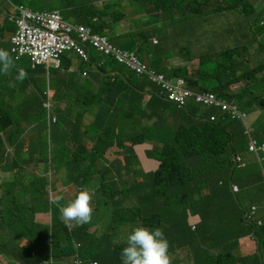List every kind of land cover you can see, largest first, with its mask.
I'll list each match as a JSON object with an SVG mask.
<instances>
[{
  "label": "trees",
  "instance_id": "16d2710c",
  "mask_svg": "<svg viewBox=\"0 0 264 264\" xmlns=\"http://www.w3.org/2000/svg\"><path fill=\"white\" fill-rule=\"evenodd\" d=\"M28 1L34 10L53 2ZM181 1L157 0L155 4L166 11L165 7L176 8ZM234 2L247 14L254 10L248 0ZM199 7L201 3L194 0L187 3L186 9L191 8L193 15ZM54 9L57 8L50 10ZM67 10H61L64 18L80 13L78 17H85L95 32L103 30L100 11ZM162 18L182 42L183 34L177 28L187 32L184 25L188 13L179 8L166 12ZM14 29L7 16L0 27V48L9 49L8 44H1V39ZM133 39L138 42L137 35ZM141 42L136 55L167 77H182L192 90L212 91L246 111L264 109L261 93L251 91L255 84L264 83V74L257 77L259 72L264 73V62L249 72L251 80L243 81L242 88H233L232 84L245 77L227 70V57H232L235 50L222 54L211 72L213 62L207 55L188 57L190 37L181 48L174 49L190 61L188 67L180 66L177 60L174 66L168 59L170 53L160 45L155 47L150 39ZM72 54L63 55L64 69L70 66ZM97 60L105 64L99 66ZM92 63L98 68L92 69L98 89L95 80L88 76ZM92 63L79 68L77 80L63 83L62 99L74 98L77 93L75 102L82 103L63 109L52 106L54 113L45 107L47 101H52L38 99L37 94L27 98L28 104L23 106L13 108L2 102L15 95L6 92L13 69L8 74L0 71V251L9 256L6 264H74L76 257L84 259L85 264H122L120 253L127 246L131 231L140 225L162 228L170 243V264L180 263L185 248L193 264H264L260 256L264 252V224L257 227L246 219V208L232 190L237 169L234 156L248 141L244 132L238 135L234 129L241 124L223 114L211 122L210 115H217L218 110L200 111L189 100L185 107L178 108L145 78L98 53ZM112 71L117 73L110 75ZM51 74L59 75V70H52ZM210 77L214 78L213 83L209 82ZM35 91L40 95L39 89ZM41 93L46 96L45 90ZM53 99L58 100L56 95ZM82 106L96 110L90 125L83 123ZM25 133L28 135L24 138ZM89 142L91 148L87 146ZM143 143L153 145V156L159 165L155 172L142 175L141 182L138 177L133 181L132 147ZM113 147L124 151V165L117 159L111 164L107 161L106 155ZM7 148L12 153H7ZM30 165H43L45 172L65 171L64 183L74 193L71 200L81 189L93 192L91 221L66 225L60 218V209L71 200H64L61 195L59 201L52 198V181L29 170ZM6 172L13 175L6 176ZM39 212L50 214L49 223L37 220ZM94 226L99 229L92 231ZM250 233L257 239L259 250L239 255L240 238Z\"/></svg>",
  "mask_w": 264,
  "mask_h": 264
},
{
  "label": "crops",
  "instance_id": "0c3cea01",
  "mask_svg": "<svg viewBox=\"0 0 264 264\" xmlns=\"http://www.w3.org/2000/svg\"><path fill=\"white\" fill-rule=\"evenodd\" d=\"M249 1L256 9V11L249 17L250 22L253 23L256 18L264 20V0ZM3 4L4 2L2 1L1 6H3ZM90 5L105 12L103 32L106 33L116 45L130 51H135L138 46L142 45V39L144 41L146 38L150 39L149 37L141 35V31L138 28L136 21L141 18H146L144 26L153 27L157 25L158 22L156 20H151L148 17L159 16L161 14L165 15L155 9L152 0H90ZM258 9H261V12H258ZM223 13L224 12L206 13L197 18L194 17L186 19L184 27H186L187 32L186 30L180 29V32L183 34L182 42L183 44H186V41L190 37L189 47L194 57L209 55L212 56L215 61H218L217 57L220 52L230 50L234 47H240L238 48L239 53L237 54L239 59L236 60L235 57H232L229 67L231 71L236 70L246 72L249 69H252L259 59H264V51L260 53L257 49V44L262 41L264 42V31L263 35L257 34V37L253 33L249 32V29L244 32H240L239 22L245 23L249 20L238 11H235V19L229 15L224 18ZM166 19L173 24V21H171L167 16ZM177 21H180V19L178 18ZM212 26L217 27V29L211 30ZM134 35H137V43L133 39ZM152 42L154 45L160 44V41L155 39ZM142 48L144 50V46H142L141 49ZM144 51H146V49ZM184 61H186L185 58ZM70 62V66H67L66 69L59 70V75L51 74V70L57 69L48 70L43 66L33 68L27 64L25 59L15 61L13 67L14 69L23 68L27 72V78L22 81L25 83L24 85L27 84L28 80L30 81V79H33L34 86L32 95L37 94L38 99L44 98L42 100H51L52 102L50 103L54 108L60 107L63 109L67 106L65 100L62 99L63 83L65 80H77L80 74L79 68L83 63L82 60L74 54L71 55ZM237 62H240V66H238ZM189 65L190 63L188 65H184L183 67H188ZM12 68L8 71V73L11 72ZM92 69L97 71L98 68L96 66H92L88 75L91 80L96 81L97 77L93 73ZM255 85L258 86L251 91L257 92L256 94L260 91L261 93H264V83H257ZM236 86H240V88H242L244 83L240 82L232 85L233 88ZM36 88L37 90H40V95L37 91H35ZM42 90H45L46 96H41ZM54 95L57 96V101L53 99ZM77 96L79 97V95L75 93L74 98ZM81 103V101H77L74 104L79 105ZM249 120L254 129L255 138L258 140L264 139V109L255 108L250 112ZM93 121L94 116L92 112L86 113L83 118L84 125H88ZM87 146L88 148H91L92 143L89 142ZM113 151L115 155L114 158H112ZM117 152H120V150L115 147V150L112 148L107 153L106 158L109 164H111L116 158L123 161V153L117 156ZM133 154L135 160V164L132 168L133 181H135L134 177H139L137 178V181H140L141 175L157 170L158 163L153 160V146L150 143L136 145L133 147ZM240 154L246 162V167L238 168L236 170V176L234 178V184L239 186V191L237 193L240 202L244 208H250L252 205H257L259 208V214L264 221V154L261 162H259L257 157L250 153L247 149L240 152ZM33 167L34 166H29V170H32ZM34 168L35 169L32 170L34 172L41 168L45 170L43 166H36ZM7 173H10L8 176L13 175L11 172ZM46 173L48 174H44V176L48 177L53 184L51 197L55 199L58 195H61L64 200H71L74 193L71 191L70 186L64 183V181L61 182L59 180V173L54 171ZM36 217L38 221L44 224H47L50 221V214L46 212H39L36 214ZM256 250L257 242L251 235L244 236L240 239L241 255L253 254Z\"/></svg>",
  "mask_w": 264,
  "mask_h": 264
},
{
  "label": "clouds",
  "instance_id": "9594fccd",
  "mask_svg": "<svg viewBox=\"0 0 264 264\" xmlns=\"http://www.w3.org/2000/svg\"><path fill=\"white\" fill-rule=\"evenodd\" d=\"M2 1L5 3L6 0H0V15L4 14L6 16H9L10 22L13 23L14 27H15L13 32H6L4 37L1 39L2 45H5V47H6L8 44V46H9L8 50L0 48V65H1L0 71H2L3 73L7 74L8 71L14 66V62L18 61V60H22V59L28 60L30 62V66L33 68L43 66V67L47 68L48 70H51V69L61 70V69H64L63 55H65L69 52H71L74 55H76L77 57H79L82 60L83 64L92 63V60L94 57L93 54L95 55L96 53H98L103 58H107V59H110L112 61H115L121 68L124 66L128 71L135 74L136 76L145 78L147 80V82L153 84L154 86H156L159 89V92H160L159 94L166 101L170 102L172 105L177 106L178 108L185 107L188 100H189V102H192V104L194 106H196L198 108V110H200V111H210L212 109H217L219 113L217 115L212 114L209 117V120L211 122L218 121L219 116H221V114H223L224 117L225 116L230 117L232 121H238L241 124V126L240 127H237V126L234 127L236 133L238 135H241V133L244 132V134L246 135L247 140H248L245 145L244 144L241 145L240 152L247 149L250 153L254 154L257 157L259 162H261L263 160L262 156L264 154V139L258 140L255 138L254 129H253L252 125L250 124V120H249L250 112L253 111L255 108H258V107H254L250 111H246V110L241 109L240 106L235 102H228L224 99L219 98L218 95L212 91H195V90H192L191 88L186 86V80L182 77H179V78L178 77H176V78L175 77H173V78L167 77L166 74L161 73V72L157 71L156 69L148 66L144 61H142L136 55L135 51L125 50V49L121 48L120 46L116 45L111 40V38L106 33L103 32L104 26H103V30L101 32H95L92 27L87 25L88 22H87V19L85 17H83V16L78 17V15H80V13L75 15V17L78 19V22H69L68 23V22H66L64 15H63V12H61L60 9L34 10L33 8H29L26 5L22 4L18 8H16L15 12H12V11H9L4 6V4H3V6H1ZM7 1L12 3V0H7ZM156 1L157 0H152V3L155 6V9L159 10L160 13L165 14L166 12H168L170 10V8L168 9L167 7H165L167 9L166 11L161 10L158 6H156V4H155ZM183 1H186V6H187V3L193 2L194 0H182L181 2H183ZM219 1H220V4L214 5L213 0H206V1L205 0H198V2L201 3V7L195 8L194 9L195 12L193 15L191 14V8L186 9V12L189 15V19L194 18V17L197 18V17L202 16L206 13H214V12L215 13L224 12L223 13L224 18L228 17V15H229L235 19V17H236L235 11H238L240 14H242L244 17H246L249 20L250 15L256 11L253 4L249 0H248L249 3L252 5V7L254 9L249 14H247L246 12L243 11L241 5H236L234 0H219ZM22 8H24L25 10H27L31 13H34V14L48 15V14L57 12L61 16V18H62L63 22L66 24V26L70 28V32H68L67 35L70 38L71 42L74 43V46L67 48V49H64L60 53V64H59V66H57L56 63L53 61L37 64V63H34L32 61L30 55L26 54V55L20 56L19 54L14 53L12 51V49H13V38L15 37V35L17 34V32L19 30L18 21L22 17V14H21ZM90 8H94L96 11H100L103 14V21H104L105 12L102 10H98L97 8H95L92 5H89L88 7H85V8H81L79 10L72 9V11L80 12V10L90 9ZM1 9H3L4 11H1ZM91 14H92V12L89 11V15H91ZM161 15L163 16V14H161ZM97 20H98L97 18L94 19V21H97ZM2 24H3V22L0 23V27L2 26ZM248 25H249V28H248ZM81 28L85 29L88 32V34H89L88 39L84 40L82 38L81 32L79 31ZM247 29H249V32L253 33L256 37H257V34L263 35L264 20L261 18H256L253 23L250 22V20L246 21L245 23L239 22V31L240 32H244ZM7 35L9 36V39H8ZM96 41L98 42V44H96ZM238 48H240V47H234V48H231L230 50H224V51L220 52L219 56L217 57L218 61H220L222 59V57H223V56H221L222 54H224L225 52H228V51H233V50H235V53L233 54L232 57H235L236 60H238L239 59V57L237 56V54L239 53ZM257 49H258V52H260V53H262L264 51V45L262 44V42L257 44ZM79 50H82L84 52V55L80 54ZM122 53L134 54L137 57V59L139 61H141L143 64H145L149 69H152L155 72L164 75L167 79H183L185 81L186 89L189 92H191L192 95L188 96L186 98V102L182 106H179L176 103L170 101L169 100V94L166 91H164V89L162 88L161 85H158L155 82H152L145 75H142V76L137 75L136 72L132 71L125 63L119 61V56ZM207 56L213 62V64L216 65L218 63V61H215L212 56H209V55H207ZM232 57H227V58H229L227 67H229V64L232 61L231 60ZM187 61H188V59H187ZM188 62H190V61H188ZM263 62H264V59H262V58L259 59V61L256 62V65L252 69H249L246 72L234 70L237 74L236 76H241V74L245 75L244 80H242L240 82L250 81L251 79H249V78H251L250 76H252V74H249V72L252 71L256 66H258L260 63H263ZM104 64H105V62L103 60L99 62V66L104 65ZM237 64H238V66H240V62H237ZM91 66H96V65H94L92 63ZM227 70L230 72H233V71H231L230 68H228ZM114 73H117V72L112 71V72H110V75H112ZM263 74H264L263 72H259L257 77L260 79L263 76ZM26 78H27V72L23 68L19 69L18 75L16 76V81L22 82ZM228 80H230V79L228 78L225 81H228ZM240 82H237V83H240ZM94 83L96 84L97 89H98V83L96 81H94ZM259 83L263 84V82H259ZM93 90H95V89H93ZM259 93H261V91ZM206 94L214 95L216 98V101L226 104L228 106V109H223L222 105H217L215 103L214 104H204L202 102L197 101L198 96H203ZM261 96H262V100H264V93H261ZM19 106H21V105H19ZM11 107L14 108V107H18V106H11ZM45 107H47V109L50 112H53V110H54L52 107V104L49 101L46 102ZM234 110L237 112V114L234 113ZM82 111H83L84 116L86 113H88V111L92 112V114L94 116V120H95L96 110L92 111L88 108V111H84L83 109H82ZM212 118H214V119H212ZM53 120L54 121L57 120L56 115L53 116ZM90 124H88V125H90ZM27 135L28 134L25 133L23 137L25 138V137H27ZM143 144H145V143H143ZM138 145H141V144H138ZM135 146H133V147H135ZM132 151H133V149H132ZM240 152H238L234 156V160H233L234 165L237 167V169L246 167V162L242 158ZM7 153H12L9 148H7ZM121 153H123V161H121V160H119V161L124 165L125 164L124 151L120 150V152H117V156L120 155ZM133 157H134V154H133ZM116 159L118 160V158H116ZM30 166H34V165H30ZM41 166H43V165H41ZM155 171H153V172H155ZM148 173H150V172H148ZM148 173H145V174H148ZM142 179L143 178L141 175V180ZM141 180H140V182H141ZM232 190L236 193L239 191V186L234 184V182L232 184ZM92 193H90L87 188L81 189L77 193L76 197L73 200L68 202L66 206L61 207V209H60L61 217L60 218L66 225L71 226L72 222H75L77 225H83V224L89 223L91 221L92 212H93V208L91 207V203H90L92 198H93ZM61 199H62V197H60V196L56 197L57 201H59ZM245 217L251 223L256 224L257 227L262 226L264 224V221L259 214V208L257 205H252V206H250V208H246ZM96 229H99V227L98 226L92 227V231H95ZM250 235L257 242V250L254 252V253H256L259 250V243H258L257 239L254 237L253 233H250L247 236H250ZM24 243H26V240H24L23 244ZM169 247H170V243H169L168 239L166 238L161 227L149 228V227H145L143 225H140V226L135 227L131 231L130 235L128 236L127 246L124 247L120 253L121 261H122V264H170V257H169V253H168ZM184 251L186 252L187 249L185 248ZM238 254L241 255L240 254V246L238 249ZM244 255H251V254H244ZM260 256L264 262V252L260 253ZM1 257L6 258L5 263H2ZM187 257L190 260V264H193V260H192L191 256L187 255ZM9 260H10L9 256L0 251V264H6ZM46 263H48V262H46ZM73 263L74 264H85L86 261L84 259H82L81 257H76L75 260L73 261ZM179 264H184L182 257L180 259ZM248 264H257V263L248 262Z\"/></svg>",
  "mask_w": 264,
  "mask_h": 264
},
{
  "label": "built area",
  "instance_id": "2783aa9c",
  "mask_svg": "<svg viewBox=\"0 0 264 264\" xmlns=\"http://www.w3.org/2000/svg\"><path fill=\"white\" fill-rule=\"evenodd\" d=\"M21 14L22 17L18 21L19 30L13 38L12 51L20 56L30 55L32 61L37 64L53 61L59 66L60 53L64 49L74 46L67 35L70 28L66 26L57 12L48 15L34 14L22 8ZM79 31L84 40L89 38L85 29L81 28ZM96 44H98L97 41ZM79 52L84 55L82 50ZM119 61L125 63L137 75H145L152 82L161 85L164 91L169 94V100L179 106L184 105L186 98L192 95L186 89L183 79H167L164 75L149 69L134 54L122 53L119 56ZM197 101L204 104L215 103L222 105L223 109H228L226 104L217 102L212 94L198 96ZM234 113L237 114L235 110Z\"/></svg>",
  "mask_w": 264,
  "mask_h": 264
},
{
  "label": "rangeland",
  "instance_id": "374dc122",
  "mask_svg": "<svg viewBox=\"0 0 264 264\" xmlns=\"http://www.w3.org/2000/svg\"><path fill=\"white\" fill-rule=\"evenodd\" d=\"M52 4L48 5V6H43L40 7V10H50L53 8H57L60 10H65L66 8L68 9L67 12L69 10L72 9H81V8H85L88 7L90 5V0H52ZM214 5H218L220 4L219 0H213ZM26 5L29 8L31 7V4L29 3L28 0H24V1H20V0H12V3H10L9 1H5L4 6L12 12H15L16 8H18L20 5ZM179 8H183L186 11V1L180 2L178 7H173L172 10L174 9H179ZM66 12V13H67ZM258 12H261V9H258ZM7 16L4 14L0 15V23H2L4 21V19ZM148 18H150L151 20H156L158 23L157 25L153 26V27H146L144 26V21L146 20V18H141L139 20L136 21L138 28L140 29V31L144 34V36L149 37L151 41L158 40L160 41V47H163L164 49H166L169 53L171 57H168L169 61L175 66L177 63L180 62V66H184V65H188L190 62L183 61L181 58H183L182 56H180L179 51L174 50L176 48H181L183 46V43L180 41V39L178 38V35L176 33L171 32V25L168 24L167 20L165 18H162V15L159 16H149ZM66 22H78V19L76 17L74 18H69L66 19ZM184 21V20H183ZM212 29H217V27L212 26ZM177 30H180L179 28H177ZM8 39L9 36L7 35ZM262 44H264V42L262 41ZM150 45V43H149ZM159 45H155V47H159ZM150 47L153 48V45H150ZM190 52V53H189ZM187 54V53H186ZM192 54V51H188V57L189 55ZM94 56V54H93ZM184 59V58H183ZM178 61L177 63H175V61ZM98 62H100V60H97ZM82 65H85L82 63ZM1 68V65H0ZM213 68H215V64H212L210 67V71L213 72ZM13 69V76L8 75V80H9V84L7 87V94H14L15 97L14 98H6L5 102L7 105L9 106H23V105H27L28 102H26V99L29 97H32L33 94V79H30V81L28 80L27 84L24 85L25 83L23 82H19L15 80V77L18 75V68L14 67ZM3 73V72H2ZM35 77V76H34ZM215 80L213 77L209 78V82L213 83ZM36 86V85H35ZM14 88L16 90H14ZM20 96V97H19ZM65 103L69 106H72L75 103V98L70 97L69 99H67V101H65ZM175 106V105H174ZM82 109L84 111H88V108L83 106ZM89 113V111H88ZM152 145V144H151ZM153 146V145H152ZM113 150H115V147L113 148ZM114 151H113V156L112 158H114ZM153 160L156 161L159 165V161L155 158V156L153 157ZM44 167V166H43ZM45 168V167H44ZM35 168L33 167L32 170H34ZM36 173L40 174H48L45 172V170L43 168L35 171ZM10 173H5L4 175H9ZM65 171L59 172V180L61 182L65 181ZM72 191V189H71ZM181 257L182 260L184 262V264H190V260L186 255V252L183 251L181 253ZM1 261L2 263H5L6 258L5 257H1Z\"/></svg>",
  "mask_w": 264,
  "mask_h": 264
}]
</instances>
